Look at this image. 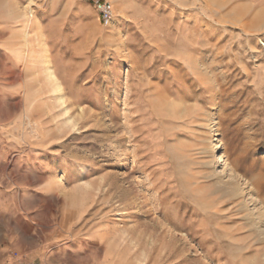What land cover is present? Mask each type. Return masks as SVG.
<instances>
[{
  "label": "rangeland",
  "instance_id": "1",
  "mask_svg": "<svg viewBox=\"0 0 264 264\" xmlns=\"http://www.w3.org/2000/svg\"><path fill=\"white\" fill-rule=\"evenodd\" d=\"M97 1L0 0V264H264V0Z\"/></svg>",
  "mask_w": 264,
  "mask_h": 264
},
{
  "label": "bare ground",
  "instance_id": "2",
  "mask_svg": "<svg viewBox=\"0 0 264 264\" xmlns=\"http://www.w3.org/2000/svg\"><path fill=\"white\" fill-rule=\"evenodd\" d=\"M28 33V32H27ZM24 37H26V34L23 35ZM111 37V36H110ZM48 54V53H47ZM34 56V55H33ZM52 59L50 58V56L46 55L44 58V64H45V75L46 78H48L50 86H51V91L54 93V97L57 99V104L58 106H64V110H65V114H69L70 110H71V106L73 105V102H70V100L68 99V94H67V90L66 87L64 85V83L62 82V79H60V77L58 76L57 71L53 68L52 66ZM70 95V94H69ZM54 99V98H53ZM109 100V99H108ZM75 102V99H74ZM109 102V101H108ZM115 102V101H114ZM76 103V102H75ZM117 104V103H116ZM183 104V103H182ZM75 105V104H74ZM81 107V105H80ZM79 107V109H80ZM83 107V106H82ZM81 107V108H82ZM176 107V106H175ZM181 107V106H180ZM108 108V107H107ZM78 109V108H77ZM84 107L82 109L79 110V115H81V113L84 112ZM109 110V109H108ZM84 115V113H83ZM70 122L72 126H76L78 123L76 122V120H74L72 118V116L70 115V117L67 118ZM70 126V125H69ZM219 143V142H218ZM217 143V145L215 146V152L213 153L214 156V160L220 161L222 156H218V154H216V152L218 151V147L219 144ZM208 150V149H207ZM213 160V161H214ZM213 161L209 162L212 163ZM214 163V162H213ZM218 163V162H217ZM208 164V163H207ZM226 164V163H225ZM224 164V165H225ZM213 166V165H212ZM217 166V165H216ZM218 169V168H216ZM229 170V169H228ZM215 173L221 175L218 179V185L219 187H224L227 189H231L236 195H240L242 197H245L247 195V193H245L244 187H241V184L239 182V177L238 175L235 173L234 170L231 171H226L224 168L221 171H215ZM213 174V173H212ZM212 177V176H211ZM244 182V180H243ZM245 183V182H244ZM243 183V184H244ZM242 184V185H243ZM251 185V183H250ZM249 187V186H248ZM226 190V189H225ZM230 190V191H231ZM249 193V192H248ZM234 195V194H233ZM250 195V194H249ZM249 200V199H248ZM247 199H244L241 202V208L247 212V214L245 215V219H251V224H264V208L258 205V202H254L252 201V203H250ZM250 222V220H249ZM253 222V223H252ZM259 234H263L264 233V229H259L257 228ZM262 240V239H261ZM248 247V246H247ZM246 247V248H247ZM245 248V249H246ZM245 254V253H244ZM249 261V260H248ZM247 260H244V264H255V262L253 261H249L248 263H246Z\"/></svg>",
  "mask_w": 264,
  "mask_h": 264
},
{
  "label": "built area",
  "instance_id": "3",
  "mask_svg": "<svg viewBox=\"0 0 264 264\" xmlns=\"http://www.w3.org/2000/svg\"><path fill=\"white\" fill-rule=\"evenodd\" d=\"M96 3H97V7H98V9L102 15L104 23L106 25L111 23V21L114 18V8H113L111 2L98 0ZM20 264H23V263L20 262Z\"/></svg>",
  "mask_w": 264,
  "mask_h": 264
}]
</instances>
